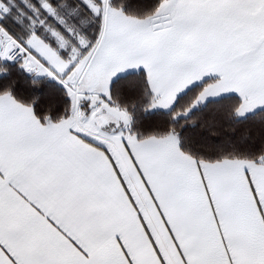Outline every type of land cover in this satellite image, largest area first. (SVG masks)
I'll return each mask as SVG.
<instances>
[{"label": "snow or ice", "instance_id": "6c2138e0", "mask_svg": "<svg viewBox=\"0 0 264 264\" xmlns=\"http://www.w3.org/2000/svg\"><path fill=\"white\" fill-rule=\"evenodd\" d=\"M0 264H264V0H0Z\"/></svg>", "mask_w": 264, "mask_h": 264}]
</instances>
